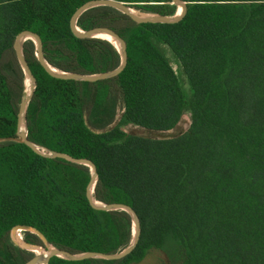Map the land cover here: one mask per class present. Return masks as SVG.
<instances>
[{
  "label": "trees",
  "instance_id": "obj_1",
  "mask_svg": "<svg viewBox=\"0 0 264 264\" xmlns=\"http://www.w3.org/2000/svg\"><path fill=\"white\" fill-rule=\"evenodd\" d=\"M89 0H0V264H24L34 249L118 253L133 240L130 213L94 209L91 168L36 153L18 140L26 72L15 49L22 31L39 34L45 59L72 74H103L122 62L109 40L78 38L74 12ZM142 14L174 15L172 0H117ZM177 23L140 24L106 5L77 19L119 31L125 69L97 81L51 77L35 40L24 42L36 87L28 138L41 149L89 159L93 198L132 207L138 246L118 260L54 256L47 264H139L153 250L170 264H264V0H183ZM189 129L176 137L129 134ZM38 231V232H37Z\"/></svg>",
  "mask_w": 264,
  "mask_h": 264
},
{
  "label": "water",
  "instance_id": "obj_2",
  "mask_svg": "<svg viewBox=\"0 0 264 264\" xmlns=\"http://www.w3.org/2000/svg\"><path fill=\"white\" fill-rule=\"evenodd\" d=\"M180 9V12L176 15H169V16H158V15H140L135 13V9L128 3L120 2L117 0H89L82 4L72 15L70 20V29L72 33L78 37V38H91L96 37L95 34L99 32H105L110 35H112L123 47L122 54V62L121 64L114 70L103 73V74H72V73H66L63 71H60L54 67H52L49 63H47L45 59V44L42 39V37L34 32L31 31H22L20 32L15 39V49L18 54V57L20 59V62L28 74V80L32 82L31 90L29 91L27 88V82L25 83V89L21 98L19 110H18V121H17V133L8 138L7 140H18L23 142L24 144L28 145L30 148H32L36 153L49 157V158H64L67 160H71L75 163L79 164H85L88 165L91 168V176L88 181V184L86 186V196L91 204V206L100 211H112L116 209H122L130 213L133 219V225H134V237L131 243L121 252L118 253H103V252H90V253H78L74 252L68 249H58L53 246H49L48 248H44L42 253H36L32 258H30L27 262L24 264H34L37 262H40L41 264H47L51 258L54 256L59 257H65L72 260H88V259H109V260H118L122 259L126 256H128L139 244L140 236H141V225H140V219L136 213V211L130 207L129 205H126L124 203L120 202H109V203H101L99 201H96L93 198L94 188L95 187L98 173L96 165L89 159H77L72 158L66 154H63L61 152L56 151H48L45 149H41L39 146L35 145L31 142V140L28 138V131H27V125H26V110L28 103L33 95V91L36 87V79L34 77L33 71L31 69V66L28 62V58L24 49V42L28 39H33L36 41L38 45V60L40 64L43 66L45 71L53 78L63 81H91V82H97L105 79H109L112 77H115L119 75L126 67L128 58H129V48L127 45V42L125 38L122 36V34L108 26L103 25H94L86 29H80L76 26L77 19L79 16L85 12L86 10L106 5L114 7L126 15H128L132 20H134L137 23L140 24H147V23H177L181 21L186 13H187V3L183 0H172ZM22 229H28L26 226H16L14 228V231L22 230ZM38 232V231H37ZM16 242V241H15ZM18 244V242H16ZM26 244V243H25ZM20 245V244H19ZM26 247H32V245L26 244ZM22 246V245H21Z\"/></svg>",
  "mask_w": 264,
  "mask_h": 264
},
{
  "label": "rangeland",
  "instance_id": "obj_3",
  "mask_svg": "<svg viewBox=\"0 0 264 264\" xmlns=\"http://www.w3.org/2000/svg\"><path fill=\"white\" fill-rule=\"evenodd\" d=\"M176 5V4H175ZM177 6V5H176ZM135 13L144 15L138 10H134ZM177 11H180L179 8L177 7ZM27 82V87H28V80ZM190 127V119L188 116H184L183 119L180 121V123L172 130L166 131V132H152L140 127H136L133 125H129L124 128V131L129 134H134V135H139L143 137H154V138H171V137H176L178 135H181L185 133ZM20 233L18 231H14L13 233V238L16 242H18ZM22 246H27L24 242L20 244ZM37 246H32L31 248L34 249V251L37 253L36 248ZM40 250H44V248L38 247ZM139 264H170L166 256L161 253L160 251L153 250L141 263Z\"/></svg>",
  "mask_w": 264,
  "mask_h": 264
},
{
  "label": "bare ground",
  "instance_id": "obj_4",
  "mask_svg": "<svg viewBox=\"0 0 264 264\" xmlns=\"http://www.w3.org/2000/svg\"><path fill=\"white\" fill-rule=\"evenodd\" d=\"M95 36L111 41L121 52L123 51L122 45L112 35H110L108 33H105V32H99V33H96ZM27 80H28V74L26 72V81ZM28 82L29 83H28V87L27 88L30 91L31 90V86H32V82L29 81V80H28ZM93 188H94V185H93ZM35 248H36L37 253H42L43 252L38 247H35ZM34 264H41V263L37 262V263H34Z\"/></svg>",
  "mask_w": 264,
  "mask_h": 264
},
{
  "label": "built area",
  "instance_id": "obj_5",
  "mask_svg": "<svg viewBox=\"0 0 264 264\" xmlns=\"http://www.w3.org/2000/svg\"><path fill=\"white\" fill-rule=\"evenodd\" d=\"M180 10V9H179ZM180 11H176V13L174 14V15H176V14H178ZM18 232H19V230H17ZM20 238H19V240H18V244H22V242H23V240H22V237H21V235L19 236Z\"/></svg>",
  "mask_w": 264,
  "mask_h": 264
}]
</instances>
